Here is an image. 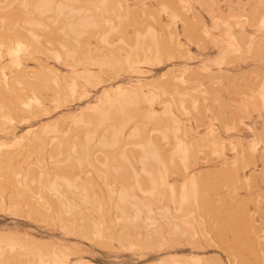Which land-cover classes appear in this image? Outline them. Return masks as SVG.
<instances>
[{
    "label": "rangeland",
    "instance_id": "1",
    "mask_svg": "<svg viewBox=\"0 0 264 264\" xmlns=\"http://www.w3.org/2000/svg\"><path fill=\"white\" fill-rule=\"evenodd\" d=\"M15 56L0 264H264V0H0Z\"/></svg>",
    "mask_w": 264,
    "mask_h": 264
},
{
    "label": "bare ground",
    "instance_id": "2",
    "mask_svg": "<svg viewBox=\"0 0 264 264\" xmlns=\"http://www.w3.org/2000/svg\"><path fill=\"white\" fill-rule=\"evenodd\" d=\"M39 6H40L39 7L40 10H44L45 9V5H43V4H40ZM42 7H43V9H42ZM83 20H86L85 22H88L89 21L87 24L91 23V21L89 19L88 20L87 19H81V23L80 22H77V23H80V24H78V27H76L77 23L75 24V26H73L74 25L73 24V25H71L72 27H68V28H71L70 30H73L71 32L70 30L67 29L68 30L67 32L70 31L69 35L70 34H74L75 35L76 34V31H77V33L80 32L81 26H83L85 24V22H83ZM65 28H66V26H65ZM72 28H74V29H72ZM73 32H75V33H73ZM27 58L28 57H26L25 59H27ZM71 59H72V61L74 63L75 62H79V60L77 59V57L75 55H71ZM46 60L38 59L37 64L34 65V66H32V68H31L30 65L27 63V61L24 62L20 56H15L14 61H15L16 65H17V67H18V72H16L13 76H8V74L5 71H2V73L0 71V74H1L0 75V78H1L0 79V94H3L4 95V92L5 91L7 93H10L11 91H13V90H15L17 88L15 84L16 83H20L22 81H23V83L31 84L32 83L31 82V78H32V76L33 77L35 76V74L38 72V70H41V71H44V70L54 71L56 77L61 78V75H59L57 72H55L56 70H54V68L52 66L50 67V64ZM89 71H90V69L88 67H84L83 70H80L77 67H74V68L71 69V73H72L73 76L74 75H85V76H89L91 74V72H89ZM18 89H19V91H22V90H20V89H22V87H18ZM7 93H6V95H7ZM20 94H22V93L20 92L15 98H18L20 96ZM10 95H11V93H10ZM20 103H22V102H20ZM43 108H45V107L43 106L42 109ZM29 112H30V117H35L36 116L35 111H29ZM27 131L30 132L31 131V128H28ZM17 138L18 139H21L22 138V135L21 136L20 135L18 136L16 134V136L13 137V139H17ZM39 186H41V187L56 188V185L54 183H46V182L39 183ZM123 198H124V196H123ZM50 202L56 203L57 207L60 204L63 203V201L61 199L60 200L59 199H52ZM69 262L70 261H68V259L66 257H63V259H60V260L57 261V264H72V263H69Z\"/></svg>",
    "mask_w": 264,
    "mask_h": 264
}]
</instances>
